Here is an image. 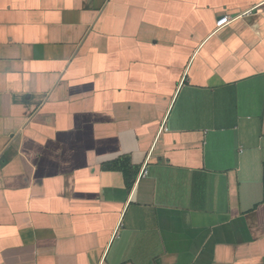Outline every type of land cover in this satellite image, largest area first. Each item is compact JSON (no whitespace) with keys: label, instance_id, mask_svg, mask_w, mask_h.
I'll list each match as a JSON object with an SVG mask.
<instances>
[{"label":"crops","instance_id":"0c3cea01","mask_svg":"<svg viewBox=\"0 0 264 264\" xmlns=\"http://www.w3.org/2000/svg\"><path fill=\"white\" fill-rule=\"evenodd\" d=\"M0 264H264V0H0Z\"/></svg>","mask_w":264,"mask_h":264},{"label":"built area","instance_id":"2783aa9c","mask_svg":"<svg viewBox=\"0 0 264 264\" xmlns=\"http://www.w3.org/2000/svg\"><path fill=\"white\" fill-rule=\"evenodd\" d=\"M143 175L146 176V172L145 171L143 172Z\"/></svg>","mask_w":264,"mask_h":264}]
</instances>
